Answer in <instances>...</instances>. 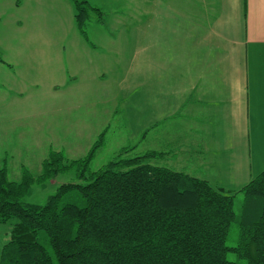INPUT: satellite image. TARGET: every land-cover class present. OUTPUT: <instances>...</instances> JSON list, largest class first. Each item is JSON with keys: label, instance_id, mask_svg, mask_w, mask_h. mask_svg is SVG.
I'll return each mask as SVG.
<instances>
[{"label": "crops", "instance_id": "1", "mask_svg": "<svg viewBox=\"0 0 264 264\" xmlns=\"http://www.w3.org/2000/svg\"><path fill=\"white\" fill-rule=\"evenodd\" d=\"M141 14L111 37L116 75L109 89L97 62L90 69L68 58L67 70L77 74L67 78L83 94H105L104 104L116 95L113 116L134 135L121 149L161 153L151 165L216 188L243 187L264 170V0H144ZM88 26L110 30L105 22ZM86 68L90 77H79Z\"/></svg>", "mask_w": 264, "mask_h": 264}, {"label": "trees", "instance_id": "2", "mask_svg": "<svg viewBox=\"0 0 264 264\" xmlns=\"http://www.w3.org/2000/svg\"><path fill=\"white\" fill-rule=\"evenodd\" d=\"M72 1L76 27L84 33L89 12L97 10ZM102 143L79 161L51 152L38 176L24 170L20 182L0 169V224L15 221L0 264H234L229 254L264 264V170L239 190L226 191L151 165L161 153L135 155L124 148L90 173ZM73 167L79 183L61 185L42 206L21 201L34 181ZM232 224L237 241L230 247Z\"/></svg>", "mask_w": 264, "mask_h": 264}, {"label": "rangeland", "instance_id": "3", "mask_svg": "<svg viewBox=\"0 0 264 264\" xmlns=\"http://www.w3.org/2000/svg\"><path fill=\"white\" fill-rule=\"evenodd\" d=\"M77 1H85L97 10L89 12L86 25L102 20L110 30L101 32L88 26L84 33L80 32L74 21L72 0H0V167L5 166L10 181L20 182L24 170L33 177L38 176L42 160L51 152L61 153L68 162L84 159L93 145L102 140L88 167L90 173H96L126 146V140H134L128 125L122 128L113 116L111 104L116 95L107 94L104 104L101 97L105 94H94V88L86 90L85 94L83 88L77 91L80 88L77 84L74 89L73 81L66 75L76 72L67 70V59L84 60L81 65L90 69L97 62L98 70L105 75L102 84L109 89L116 75L111 53L115 46L110 42L111 37L115 38L121 32L119 27L130 21L141 22L144 0ZM91 42L96 49L82 48L84 43L87 47L90 43L91 47ZM57 60H60L59 65ZM77 63H72L71 67ZM52 67L59 75L50 74ZM86 70L87 73L79 72V77L85 74L86 78L90 77V71ZM53 81L65 84L53 88ZM104 108L109 114L103 113ZM119 108H123L121 103ZM77 174L73 167L51 179L34 181L21 201L42 206L61 185L79 183ZM241 198L240 194L235 197L236 211ZM13 224V220L0 224V248L10 240L11 233L6 231H12ZM236 241L237 228L232 224L226 244L235 246ZM228 259L234 264H246L232 254Z\"/></svg>", "mask_w": 264, "mask_h": 264}]
</instances>
